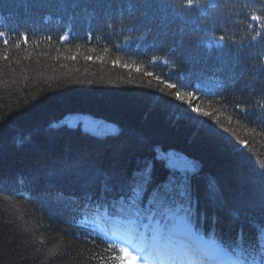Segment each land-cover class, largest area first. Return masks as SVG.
I'll list each match as a JSON object with an SVG mask.
<instances>
[{
	"label": "trees",
	"instance_id": "16d2710c",
	"mask_svg": "<svg viewBox=\"0 0 264 264\" xmlns=\"http://www.w3.org/2000/svg\"><path fill=\"white\" fill-rule=\"evenodd\" d=\"M242 80L204 95L87 39L64 45L45 36L0 46V264H120L121 257L81 230L67 209L13 195L3 175L15 176L17 184L26 177L116 193L124 175L150 166L162 175L156 152L166 157L172 148L197 160L210 181L195 183L200 201L216 206L208 225L215 228L216 218L222 231L242 224L252 233L248 218L264 223V127L251 117L264 104V87L253 84L264 85V73L255 70ZM72 113H91L126 132L106 141L84 138L83 131L65 130L62 121ZM54 122L63 131L45 135L42 129ZM39 131L34 146L14 145Z\"/></svg>",
	"mask_w": 264,
	"mask_h": 264
},
{
	"label": "snow or ice",
	"instance_id": "6c2138e0",
	"mask_svg": "<svg viewBox=\"0 0 264 264\" xmlns=\"http://www.w3.org/2000/svg\"><path fill=\"white\" fill-rule=\"evenodd\" d=\"M252 21L259 22L261 31L256 33V36L252 37V39H264V16H258V15H252L251 17ZM255 31V29H253ZM4 33L0 32V37H3ZM221 40H224V37H220ZM9 43L8 40H4V44L7 45ZM19 47V45H16ZM261 55H264V51L261 52ZM7 59V57H5ZM74 59V58H73ZM136 71H140L139 68L136 69ZM147 75H152L151 73H147ZM168 88H175L176 86L174 84H168ZM193 94H187L188 96V102L191 103ZM176 97L178 99H183V96L181 93L177 92ZM194 111L200 112L201 109L196 108ZM204 115H210V113L205 112ZM151 181V175H145L143 179V183H138L134 187L128 184V181L121 187V190H123L125 187L130 188V196L127 198V202L123 204V208H126L129 210V226L127 228L128 232L131 234L127 239L122 238V243H126L129 246L132 245L133 241L131 236H137L139 238V232L136 229L135 225L139 221V214H141L145 209H142L140 205L143 202V197L145 193V185L149 184ZM176 188L180 189V194H184V189L182 185H175L174 182H169L168 184L162 185L160 187H157L155 190L151 193V198L148 201L149 204V211H160L163 213H170V197L172 196L173 192L176 190ZM120 251L124 255H129L128 249L126 247H122ZM260 264H264V260H261Z\"/></svg>",
	"mask_w": 264,
	"mask_h": 264
},
{
	"label": "clouds",
	"instance_id": "9594fccd",
	"mask_svg": "<svg viewBox=\"0 0 264 264\" xmlns=\"http://www.w3.org/2000/svg\"><path fill=\"white\" fill-rule=\"evenodd\" d=\"M258 60H260V57H257ZM200 238V237H199ZM207 245V248H201V249H193L192 247H188L184 254H183V260H201L206 261L210 259L209 250L213 245L210 242H205ZM148 250V249H147ZM153 254L157 256V258H160L161 255H163L167 259H173V260H181L178 258H175V254L172 252L171 249L161 246L158 250H154ZM120 264H129L130 261H134L135 257H131L130 255H122L120 258Z\"/></svg>",
	"mask_w": 264,
	"mask_h": 264
},
{
	"label": "bare ground",
	"instance_id": "6f19581e",
	"mask_svg": "<svg viewBox=\"0 0 264 264\" xmlns=\"http://www.w3.org/2000/svg\"><path fill=\"white\" fill-rule=\"evenodd\" d=\"M182 154L183 155V150L178 149V148H172L167 151L166 157H171L173 154Z\"/></svg>",
	"mask_w": 264,
	"mask_h": 264
},
{
	"label": "rangeland",
	"instance_id": "374dc122",
	"mask_svg": "<svg viewBox=\"0 0 264 264\" xmlns=\"http://www.w3.org/2000/svg\"><path fill=\"white\" fill-rule=\"evenodd\" d=\"M72 119V117H67V118H65L62 122L63 123H68V122H70V120ZM174 156H177L178 157V159H176L177 161L179 160V161H181V162H183L184 161V158H182V154H173L171 157H174Z\"/></svg>",
	"mask_w": 264,
	"mask_h": 264
}]
</instances>
